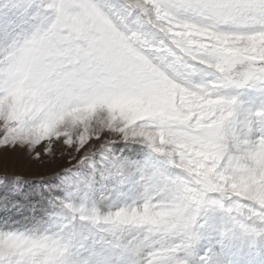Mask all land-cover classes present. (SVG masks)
Listing matches in <instances>:
<instances>
[{"label":"snow or ice","instance_id":"6c2138e0","mask_svg":"<svg viewBox=\"0 0 264 264\" xmlns=\"http://www.w3.org/2000/svg\"><path fill=\"white\" fill-rule=\"evenodd\" d=\"M0 148V264H264V0H0Z\"/></svg>","mask_w":264,"mask_h":264},{"label":"rangeland","instance_id":"374dc122","mask_svg":"<svg viewBox=\"0 0 264 264\" xmlns=\"http://www.w3.org/2000/svg\"><path fill=\"white\" fill-rule=\"evenodd\" d=\"M253 106L255 107L256 105L254 104ZM56 155L59 158V152ZM58 167L59 165L56 162L49 163L47 160L40 162L33 161L26 153L20 150L9 151L8 149L0 148V196L12 185L13 177H21L25 182V190H28L32 181L42 177H51ZM231 215H235V213ZM231 215L225 213L220 208H210L204 213L205 218L214 220L218 228L225 224L230 226ZM253 226L255 224H248V227ZM201 236L202 239L197 245V254L203 253L205 249H208V259L211 264L216 253L222 250L224 245L221 243L218 235L213 234L211 239L208 238L209 229L207 227L201 229ZM244 245L245 237L243 230L235 232L232 247L235 250H239ZM257 255H259V249H257Z\"/></svg>","mask_w":264,"mask_h":264}]
</instances>
